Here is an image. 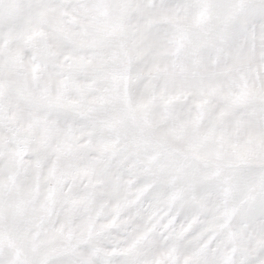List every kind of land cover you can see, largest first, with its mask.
<instances>
[{
  "label": "snow or ice",
  "instance_id": "obj_1",
  "mask_svg": "<svg viewBox=\"0 0 264 264\" xmlns=\"http://www.w3.org/2000/svg\"><path fill=\"white\" fill-rule=\"evenodd\" d=\"M0 264H264V0H0Z\"/></svg>",
  "mask_w": 264,
  "mask_h": 264
}]
</instances>
